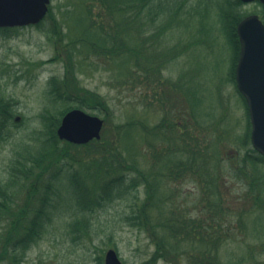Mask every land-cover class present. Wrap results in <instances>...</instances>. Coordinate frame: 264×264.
I'll return each instance as SVG.
<instances>
[{"label": "trees", "instance_id": "trees-1", "mask_svg": "<svg viewBox=\"0 0 264 264\" xmlns=\"http://www.w3.org/2000/svg\"><path fill=\"white\" fill-rule=\"evenodd\" d=\"M69 1L66 15L76 18L80 33L72 37L65 34L66 73L62 85L57 84L56 78L50 81L52 92L64 108L57 114L42 113L44 129L35 138L40 146L20 148L8 166L6 178H0V264L10 258L11 264L23 263L26 252L44 238L60 217L64 188L75 191L74 200L70 201L74 221L69 226L78 234L77 240L88 234L89 216L124 200L130 209L126 216L130 226L147 231L156 244L154 261L181 264L186 256L187 264H222L217 256L220 246L235 235L246 233L250 226L242 220L248 217L249 221L257 211L260 215L258 212L250 229L264 237L261 217L264 214V156L252 147L250 121L245 141L237 144L238 152L228 155L226 143L230 132L222 127L227 122V109L218 106L225 114L218 119L213 106L197 113L196 95H192L189 109L176 107L171 96L182 85L180 81L171 84L164 77V71L181 54L178 53L181 44L170 47L165 40L192 28L193 34L192 30L191 35L186 33L190 54L193 51L195 54L199 46L212 54L220 41L225 40L234 56L230 80L236 84L240 54L237 26L247 17L241 12L246 4L241 0ZM91 58L105 62L110 70L114 67L125 85H131L135 92L146 88L147 96L152 99L159 97L161 103L167 98L171 100L170 114L155 126L132 118L119 125L116 134L108 130L101 140L86 145L60 140L57 129L67 112L82 109L110 114L108 100L78 82V74ZM150 102L152 107L153 101ZM13 109L12 100L0 94L2 143L12 136L6 131L21 126L14 119ZM175 113H179L177 118ZM161 145L166 147L160 148ZM142 149L145 151L141 153ZM148 157L154 162L151 171L144 167L143 161ZM226 172L238 178L242 190L237 196L241 201L237 207L232 204L233 198L226 195L231 194L226 192L229 189ZM189 181L200 185L208 221L194 216V211L165 216L162 210L163 199L171 200L178 193L167 197L164 192L160 197L158 186ZM141 187L146 193L142 205L139 203ZM155 210L159 218L164 217L160 218L161 226L152 224L159 221V218L153 220ZM233 220L238 226L233 225ZM2 226L7 228L2 230ZM253 257L251 254L250 259ZM97 261L104 264L101 257Z\"/></svg>", "mask_w": 264, "mask_h": 264}, {"label": "rangeland", "instance_id": "rangeland-1", "mask_svg": "<svg viewBox=\"0 0 264 264\" xmlns=\"http://www.w3.org/2000/svg\"><path fill=\"white\" fill-rule=\"evenodd\" d=\"M68 4L69 0H51L49 12L39 25L4 32L0 30V94L12 100L14 119L19 118L17 123L21 125L6 131L11 132L12 136L6 142H0V178H6L8 166L20 148L40 146L41 143L35 138L39 131L44 129L42 113L49 111L51 114H57L64 108L63 102L57 100L56 93L52 92L50 81L56 78L57 84L62 85L66 73V55L63 50L67 38L65 34L68 33L69 37H72L80 33L77 30L76 18H68L66 15ZM51 12L53 15H50ZM241 12L244 16L256 14L264 21V5L246 4L241 7ZM191 30L192 34L195 31L192 28L187 30L190 35ZM187 32H177L178 35L167 37L165 40L166 46L181 44L178 50L180 57L164 71V77L169 83L180 81L182 85L171 98L176 107L180 105L189 109L192 95H196L199 107L194 104L195 112L204 113V108L213 106L216 107L215 112H218L216 119L227 114V122L222 127L229 129L226 152L232 156L238 152L237 146L240 142L245 141L249 121L251 123L248 106L237 92L235 82L230 80L233 52L228 49L223 39L212 54L200 46H197L195 54L194 51L190 54L187 51ZM108 68L105 62L91 58L84 63L82 71L78 74V82L83 88L101 94L109 102V115L104 111L86 110L104 120L102 136L108 130L109 133L116 134L117 127L132 118L147 122V126H155L170 114L173 105L171 100L167 98L161 103L158 101L159 97L152 99L147 96L149 92L146 88L135 92L131 85H125L124 79L114 71V67L111 70ZM150 101H153L152 107ZM73 106L76 107L77 103ZM218 106L227 109L225 114L218 110ZM175 114L177 118L179 113ZM165 147L166 145L160 146ZM143 151L145 150L142 149L141 153ZM143 162L146 170L154 169V162H151L149 157ZM225 174L230 189L226 192L231 193L225 194L233 198L232 204L237 207L241 204L237 196L242 192L237 183L238 178H235V175L232 177L229 172ZM196 184L189 181L158 186L159 196H163L164 192L167 197L174 192L178 193L171 200L163 199L162 210L165 216L174 212L188 214L194 211V216L199 215L202 220H209L206 203L202 201V190L200 185ZM62 195L64 202L61 205L60 217L54 221L44 238L26 252L22 264H99V257L105 264V256L110 249L118 253L123 264H173L168 260L152 259L156 244L147 231L130 226L126 220L130 209L124 200L115 201L89 216L91 225L88 234L85 233L84 238L77 240L78 234L69 226L74 221L73 203L70 204V201L74 200L75 191L73 188H64ZM145 198V189L141 187V205ZM234 206L232 205L235 209ZM258 212L253 214L249 221L248 217L242 220L250 226L246 233L237 234L220 246L217 254L220 263L242 264L243 260H246L243 264H264V237L250 229ZM159 215L158 210H155L153 220L158 219ZM261 217L264 221V214ZM160 218L152 223L153 226H161ZM233 225L238 226L237 221L233 220ZM4 228L7 226H2L1 229ZM251 254L255 255L253 259H250ZM186 259L185 256L181 264H187ZM11 261L10 258L5 264H11Z\"/></svg>", "mask_w": 264, "mask_h": 264}, {"label": "water", "instance_id": "water-1", "mask_svg": "<svg viewBox=\"0 0 264 264\" xmlns=\"http://www.w3.org/2000/svg\"><path fill=\"white\" fill-rule=\"evenodd\" d=\"M241 1L264 4V0ZM50 5L51 0H0V28L38 25L47 16ZM237 34L241 44L236 69L237 88L247 102L252 146L264 156V22L258 15H250L238 24ZM103 128L104 120L100 117L74 109L62 118L57 135L62 141L86 145L101 140ZM105 264L123 263L118 253L110 249Z\"/></svg>", "mask_w": 264, "mask_h": 264}]
</instances>
